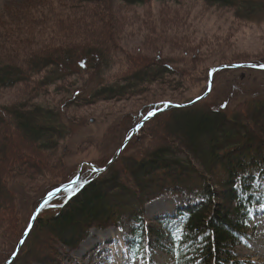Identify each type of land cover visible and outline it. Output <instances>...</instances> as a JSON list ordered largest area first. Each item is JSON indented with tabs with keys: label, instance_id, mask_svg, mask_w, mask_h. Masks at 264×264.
Wrapping results in <instances>:
<instances>
[{
	"label": "trees",
	"instance_id": "16d2710c",
	"mask_svg": "<svg viewBox=\"0 0 264 264\" xmlns=\"http://www.w3.org/2000/svg\"><path fill=\"white\" fill-rule=\"evenodd\" d=\"M110 1L74 0L71 3L89 5L94 3L97 5L96 8L98 4L104 8L109 7ZM120 1L126 5L143 7L155 1L165 3L172 0ZM196 1H201L206 6L232 9L235 17L242 20L250 19L251 12L264 11V0ZM38 7L42 9L43 6L40 4ZM69 8L76 10L74 6ZM29 11L21 17L19 24L9 23L8 20L0 17V22L4 23L0 27V33L7 39L8 45L22 43L16 41L19 39L17 36L19 33L30 41H27V44H34L35 38L31 36L33 28L39 30L36 35L43 37L46 34L42 32L46 27L43 19L48 20V15L52 20L58 21L60 18L59 12L48 9L49 12L37 14L41 18L38 17L40 22L35 23L32 12L36 13V10ZM65 31L68 32L67 36L52 38L59 41L57 45H62L61 47L47 52L45 50L37 52L40 48H28V60L21 64L4 61L3 59L6 58L0 57V87L14 88L17 85L27 84L31 81V77L42 72L40 84L55 85L62 82L60 73L69 72V65L85 71L90 67L89 63L93 65L92 63L103 60V57L100 55V58L99 53L91 48L95 46L91 43L87 44L84 51L75 46L74 50H64L63 47L71 45V41L76 39L73 35L74 31L83 35L85 30L74 28ZM11 37L15 39L14 42L11 41ZM169 41L164 42L158 38H153L150 42L142 40L140 46H135L131 53H123L121 61H125L126 65L118 62L112 80L103 83V79H100L91 86L84 84L82 88L73 90L72 98L66 103L75 99L83 102L94 99L122 100L151 90L154 86H167V89H173L179 82L175 81L174 77L179 76V63L184 61L181 58H192L191 60L196 62L197 55L192 53V50H187L184 44H170ZM168 42L169 47L172 48L174 45L181 50L180 58L171 52L168 54L163 52ZM41 48L44 49L43 46ZM105 48L101 45L97 47L102 55L108 54L104 52ZM75 53L80 55L75 56ZM139 55L141 57L137 58ZM253 62L264 63V58ZM230 63L233 62L221 64ZM127 66L128 69L124 70ZM210 67L205 68L204 83L207 82ZM124 71L125 73H122ZM214 81L212 80V87ZM211 92L212 89L206 97L189 106L168 107L156 113L139 128L123 150H126L135 139L140 140L141 132L149 123L162 116L168 115L169 118L174 119L173 115H176L175 117L182 118L180 120L183 125L176 128L181 138L170 135L173 142L149 147L140 157L125 158L119 170H115L114 165L123 150L114 163L102 172L84 167L79 176V183H82L83 187L74 191V194L71 191L67 194L68 191H65L62 194L63 201L58 208L53 207L55 200L51 202L54 198L51 199L38 213L29 233L37 223L39 228L51 230L53 235L51 242L54 245L58 242L69 249H75L91 228L120 229L123 224H127L128 231L122 243L128 250L129 258L139 256L144 264H155L152 252L156 249L165 254L167 258L165 264H242L235 259L234 248L246 244L251 217L264 215V98L255 96L245 102L252 108L251 110L246 108V113L242 117H238L233 111L223 112V109L215 107V104L212 106L211 103L207 104L203 113L195 111L194 106L204 104ZM162 94L164 95L163 92ZM66 100H61L60 105L65 106L66 103L63 102ZM166 102L172 100L163 98L150 101L138 108L135 113H129V121L123 129L121 140L148 112L157 110ZM59 109L60 106L57 109L53 106L43 107L28 100L14 105L0 106V156L6 155L3 151L4 145L8 147L11 144L12 131L19 133L21 137L25 136L27 143L21 149L26 152L27 158L17 156L16 161H11V157L5 156L3 158L5 165L0 159L1 211L5 212L7 208L9 209L13 201L6 187L7 182L15 178V180L20 179L18 176L20 173L21 176L25 175L24 179L27 181L25 183L29 184L28 182H33L37 175H42L45 167H53L59 162V160L55 162L42 159L46 157L44 151L50 152L55 149L68 135L66 125L68 129L72 126L68 123L67 116L64 117V122L60 119ZM181 151L186 154L183 159L177 155ZM113 153H109L103 162L97 160H89V162L96 168H102ZM27 161L30 163L27 164ZM74 173L65 177V180L48 183L46 191L51 189L54 191V188L67 184L74 177ZM46 191L41 192V196L35 199L26 220L23 219L22 224L18 225L14 234L17 238L15 244L28 225L37 200L42 198ZM165 194L184 200L175 204L170 212L156 215L148 220L145 217V205ZM48 205L50 208H47ZM51 210L57 211L52 215H44ZM12 251L13 247L5 258L0 255V264L10 257ZM54 252L55 248H52L50 253H46L36 261L43 264H59L58 254Z\"/></svg>",
	"mask_w": 264,
	"mask_h": 264
},
{
	"label": "rangeland",
	"instance_id": "374dc122",
	"mask_svg": "<svg viewBox=\"0 0 264 264\" xmlns=\"http://www.w3.org/2000/svg\"><path fill=\"white\" fill-rule=\"evenodd\" d=\"M73 1L0 0V17L8 20L9 23L17 24L21 17L31 9L36 10V13L32 12L35 23L40 22L41 16L37 15L39 12H49L47 11L49 9L60 14L58 21L52 20L50 15H48V20L43 19L46 23V27L42 31L46 34L43 37L36 35L39 30L33 28L31 36L35 38L34 44H27L29 40L25 35L19 33L17 35L19 39L16 41H22V43L8 45L7 39L0 33V57L6 58L3 59L4 61L9 60L18 64L26 62L28 48H40L37 49V52L56 50L62 45H57L59 41L52 38L67 36L68 32L65 30L74 28H82L85 31L83 35L74 31L73 35L76 39L63 49L74 50L75 46V48L84 51L87 44L91 43L95 45L91 48L99 53V57L100 55L103 57V60L100 59L101 62L92 63L93 65L88 62L90 67L85 71L69 65V72L67 74L60 73L62 82L55 85L40 84L42 72L31 77V81L27 84L17 85L14 88L0 87L1 107L26 100L43 107L53 106L57 109L60 106V119L64 122V117L67 116L68 123L72 125L70 129L66 125L68 135L55 149L50 152L44 151L46 157L45 159L42 157L43 160L55 162L59 160L55 166L45 167L42 175H37L33 182H28L29 184L25 183L27 182L24 179L25 175L21 176L20 173L18 176L21 180H15V178L13 181L7 182L6 187L13 201L5 212L0 210V255L4 258L12 250V247L14 251L22 238L23 234L15 244L17 238L14 234L18 225L22 224L23 219L26 220L35 199L41 196V192L46 191L48 183L65 180V177H69L74 171L73 178H75L78 165L82 162H89V160L103 162L109 153L115 152L116 146L120 141L123 142L127 136L121 140L123 129L126 128L127 121H129V113H135L144 104L158 99L165 98L172 102L185 103L200 96L207 88V82H203V76L205 68L208 66H211V69L221 63L253 62L256 59L264 58V11L251 12L250 19L242 20L235 17L232 9L206 6L203 2L196 0H172L165 3L155 1L143 7L126 5L120 0H111L109 7L104 8L99 4L96 8L97 5L94 3L89 5L74 2L72 4ZM40 4L43 6L42 9L38 7ZM71 6H74L76 10L69 8ZM3 24L0 22V27ZM62 25H64L63 28ZM153 38L164 42L170 40V44H184L183 46L187 50H192V53L197 55L196 62L191 60L192 58H181L184 61L179 63V76L174 77V80L179 82L173 89L169 90L167 86H154L151 87V90L122 100L94 99L83 102V100L75 99V101L66 103L69 98H72L74 89L82 88L84 84L91 86L100 79H103V83L112 80L118 62L125 64V61H121L123 53H131L135 46H140L142 40L150 42ZM11 41L14 42L15 39L11 37ZM169 42L163 52L167 54L171 52L180 58L181 50L174 45L172 48L169 47ZM100 45L106 47L104 52L108 54L102 55V52L99 51L101 47L99 50L97 49ZM42 46L44 49L41 48ZM79 55V53H75V56ZM130 61L134 62L133 59ZM126 68L128 69V66L124 70ZM212 80L215 81L213 87L211 84V94L204 104L194 106L195 111L203 113L207 104L211 103L212 106L215 104V107L223 109V112L232 113L233 111L238 117H242L246 113V108L248 110L252 108L246 104L248 100L255 96L264 98V71L249 68L217 70L213 73ZM61 100H66L63 102L66 103L65 106L64 104L60 105ZM173 116L174 119L167 115L149 123L141 132V136L139 135L140 140L135 139L126 150L120 152L121 155L118 156L121 160L119 158L117 161L114 160L115 170L121 169L125 158L140 157L142 152L149 147L173 142L170 135L181 138L182 136L176 132V128L183 125L180 120L182 118ZM12 134L10 135L11 144L8 147L6 144L4 145L3 151L6 155L0 156L4 165L3 158L5 156L11 157V161H16L17 156L21 158L27 156L26 152L21 150L27 144L26 137H21L14 131ZM122 154H124L123 157ZM177 155L182 159L186 156L184 151ZM57 189L54 188V190ZM51 191L52 189L46 191L43 197ZM65 191L68 189L58 192L51 198H54L53 200L50 199L51 202L55 200L54 208H58L63 201L62 194ZM69 193L70 191L67 192V194ZM42 198L37 200L36 206ZM183 200L184 198H173L169 194H165L145 205V217L150 220L156 215L170 212L175 204H179ZM47 208H50V205ZM56 211H47L44 215H52ZM28 225L25 226L24 232ZM248 229L249 237L246 244L236 246L233 255L242 264H264V215L261 217L252 216ZM29 231L23 241L24 244H21V249H18L16 258L14 257L11 264H43L36 259L50 253L52 248H55L54 253L58 254L59 264H144L139 256L129 258L128 250L122 243L123 237L128 231L127 224H123L120 229L114 227L104 230L91 228L75 249H69L58 242L54 245L51 242L53 236L51 230L39 228L37 223L30 233ZM152 259L155 264H165L167 261L165 254L158 249L152 252Z\"/></svg>",
	"mask_w": 264,
	"mask_h": 264
},
{
	"label": "water",
	"instance_id": "95a60500",
	"mask_svg": "<svg viewBox=\"0 0 264 264\" xmlns=\"http://www.w3.org/2000/svg\"><path fill=\"white\" fill-rule=\"evenodd\" d=\"M260 65H264V63H254V62H239V63H230V64H221V65H217V66H214L213 68H211L208 72V77H207V88L205 90V92L203 94H201L200 96L192 99L191 101L189 102H185V103H180V102H166L165 104H168L170 105L169 107H186V106H189L193 103H196L198 102L199 100L203 99L204 97H206L210 90H211V84H212V75L214 72H216L217 70H221V69H238V68H249V69H256V70H264V68H261ZM210 89V90H209ZM163 104L160 108H158L157 110H152L150 112H155L156 113H159V112H162L164 110H166L167 108H164V105ZM163 109V110H161ZM149 113V112H148ZM148 113L141 119L139 120V122H137V124H135L133 126V128L130 130V132L127 134V136L124 138L123 142L121 143V145L118 147V149L115 151V153L113 154V156L109 159V161L102 167V168H96L95 166H93V164H91L90 162H82L81 164L78 165V168H77V172H76V176L75 178H73L67 185L65 186H61L60 188H58L57 190H54V191H51L50 193L46 194L42 199L41 201L38 203V205L35 207V209L33 210V213L31 215V219H30V222H29V225L33 224L34 220L33 217L38 215L41 207L40 205L44 203V201L46 199H48L49 195L50 194H54L56 195L58 192L62 191V190H67L69 188V185L71 184L72 181L74 180H77V178H79L80 176V172L83 168V166L87 165L90 169H101L102 171H104L108 166H110L113 161L117 158V156L120 154V152L124 149V147L126 146V144L131 140V138L138 132L139 128L147 121L149 120L150 118L148 119H145V117L148 115ZM100 171V172H102ZM52 195V197L54 196ZM51 197V198H52ZM29 225L27 227V229L25 230V232L23 233V236L22 238L20 239V241L18 242L16 248L14 249L13 253L11 254L10 258L4 262L3 264H9L15 257L19 247L21 246V241H24L28 231H29Z\"/></svg>",
	"mask_w": 264,
	"mask_h": 264
},
{
	"label": "snow or ice",
	"instance_id": "6c2138e0",
	"mask_svg": "<svg viewBox=\"0 0 264 264\" xmlns=\"http://www.w3.org/2000/svg\"><path fill=\"white\" fill-rule=\"evenodd\" d=\"M260 67L264 68V65H260ZM169 106L170 105L165 104L164 108H167ZM161 110H163V109H161ZM153 115H155V112H149L148 115L145 117V119H148V118L152 117ZM93 171H102V170L101 169H93ZM80 187H83V184L79 183V178H77V180H74V181L71 182V184L69 185L68 191H71L74 194V191H78ZM52 195H54V194H50L48 199H46L44 201V203L40 205L41 208L45 207L48 204V202L51 199ZM33 219H35V216L33 217ZM30 229H31V224L29 225V230ZM21 243H23V241H21Z\"/></svg>",
	"mask_w": 264,
	"mask_h": 264
},
{
	"label": "bare ground",
	"instance_id": "6f19581e",
	"mask_svg": "<svg viewBox=\"0 0 264 264\" xmlns=\"http://www.w3.org/2000/svg\"><path fill=\"white\" fill-rule=\"evenodd\" d=\"M120 145H121V144H120ZM120 145H119V146H120ZM116 147H117V146H116ZM117 149H118V148H117ZM117 149H116V150H117ZM116 150H115V151H116ZM114 153H115V152H114ZM90 163H91V162H90ZM1 177H2V176H1ZM59 188H60V187H59Z\"/></svg>",
	"mask_w": 264,
	"mask_h": 264
}]
</instances>
